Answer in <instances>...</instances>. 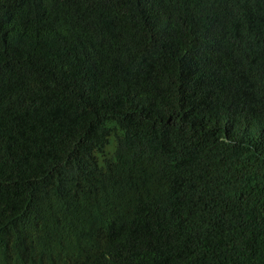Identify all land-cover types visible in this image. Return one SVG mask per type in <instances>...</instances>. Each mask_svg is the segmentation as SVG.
<instances>
[{"label":"trees","instance_id":"obj_1","mask_svg":"<svg viewBox=\"0 0 264 264\" xmlns=\"http://www.w3.org/2000/svg\"><path fill=\"white\" fill-rule=\"evenodd\" d=\"M0 264H264V0H0Z\"/></svg>","mask_w":264,"mask_h":264}]
</instances>
